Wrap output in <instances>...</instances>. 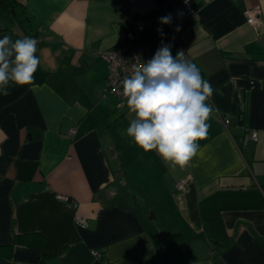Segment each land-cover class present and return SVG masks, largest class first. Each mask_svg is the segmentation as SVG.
<instances>
[{"label": "crops", "instance_id": "obj_1", "mask_svg": "<svg viewBox=\"0 0 264 264\" xmlns=\"http://www.w3.org/2000/svg\"><path fill=\"white\" fill-rule=\"evenodd\" d=\"M181 1L0 0V38H35L41 59L33 85L0 94V264H264V0H194L172 44L215 89L186 168L138 148L105 91L100 53L130 31L166 40Z\"/></svg>", "mask_w": 264, "mask_h": 264}, {"label": "clouds", "instance_id": "obj_2", "mask_svg": "<svg viewBox=\"0 0 264 264\" xmlns=\"http://www.w3.org/2000/svg\"><path fill=\"white\" fill-rule=\"evenodd\" d=\"M172 22L171 13L159 18L161 25ZM174 30L180 32L181 27ZM157 31L162 38L166 35L163 28ZM37 45L29 36L13 40L5 34L0 38V94L9 95L13 86L34 84L41 64ZM172 47L162 39L151 59H136L121 81V95L133 115L124 134L145 153L155 151L175 170L189 166L199 152V141L208 136L215 89L183 50L173 56Z\"/></svg>", "mask_w": 264, "mask_h": 264}, {"label": "built area", "instance_id": "obj_3", "mask_svg": "<svg viewBox=\"0 0 264 264\" xmlns=\"http://www.w3.org/2000/svg\"><path fill=\"white\" fill-rule=\"evenodd\" d=\"M183 13V15H179ZM195 14V1L194 0H183L177 6L173 8V24L169 27V37L164 40L165 44H174L180 41V32H176L174 29L177 26H182L185 19L191 17ZM244 16L248 24H255L259 21L260 8L259 6H253L247 8L244 11ZM144 22L142 20L136 21L137 33H141L144 30ZM136 34L132 31L126 34L127 41L119 43L112 48L103 50L100 55L103 57L107 63V74L105 79V91L116 96L118 99L123 100L122 97V87L121 81L130 74L131 66L135 63L136 59L142 61H147L151 59L160 47L161 42L148 47L144 44L134 45L132 41L134 40ZM173 37L175 39L173 40ZM220 121L227 126L229 120L226 117H220ZM75 129L72 128L68 137L74 135ZM257 133L251 132L250 137L256 138ZM189 182V178H181L175 182V188L179 191H184ZM62 199H67L65 196H60ZM75 224L79 227H85L87 222L81 216L75 217ZM93 254L97 257L99 253L94 251Z\"/></svg>", "mask_w": 264, "mask_h": 264}]
</instances>
